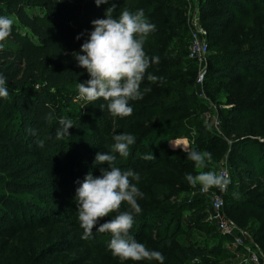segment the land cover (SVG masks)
Here are the masks:
<instances>
[{
  "label": "trees",
  "instance_id": "16d2710c",
  "mask_svg": "<svg viewBox=\"0 0 264 264\" xmlns=\"http://www.w3.org/2000/svg\"><path fill=\"white\" fill-rule=\"evenodd\" d=\"M185 2L109 0L97 6L95 0H0V16L14 21L7 38L10 45L0 48V74L6 78L9 93L6 99L0 98V238L32 227L42 231L48 227H64L69 219L67 204L78 212L75 196L80 183L89 173L100 176L101 168H109L94 161L98 152L108 154L115 135L127 133L135 138V143L129 145L128 157L113 153L115 166L122 171L132 169L144 179L152 176L157 163L165 165L158 162L160 158L148 162L143 157L151 156L153 151L156 155L168 142L163 137L169 133L179 129L187 131L189 119L180 115H189V104L182 96L192 85L198 64L188 58L185 62L188 49L178 54L169 51L172 41L178 37L176 31L185 22L182 16ZM200 2V16L209 32L210 50L215 48L219 55L209 60L205 88L212 85L211 96L223 94L230 101V107L225 111L223 137L202 131L195 140L197 150L211 153L210 162L217 165L230 147L229 159L241 171L242 178L260 182L257 196L242 195L238 202L247 210L264 214V100L261 98L264 93V0ZM113 4L116 6L114 18L124 8L132 13L142 9L146 20L156 26L146 39L144 51L150 59L158 56L159 63H150L140 86L143 99L129 101L133 111L126 117L108 113L102 98L87 103L79 97L77 85L86 83L90 75L73 55L84 54L81 46L94 28L92 22L107 18L106 10ZM214 59L216 64L211 67ZM149 74L159 79L149 82ZM145 89L151 90L145 92ZM102 104L104 110L100 107ZM197 108L193 111L195 117L202 114L200 107ZM49 115L51 120L46 119ZM65 117L74 126L69 129L70 136L57 139L59 121ZM160 121L170 123L166 127L152 126ZM150 137L151 145L147 148ZM38 140L44 141L43 148ZM158 143L163 144L156 148ZM178 162L187 169L195 167L194 162L185 158ZM168 192L166 185L149 179L152 198H163ZM29 193L33 195L25 196ZM40 199H44L47 208L39 206ZM139 205L141 212L133 214L129 234L148 250L162 253L164 264H227L225 251L216 246L218 234L205 225L208 216L204 212L183 226L184 206L167 205L163 210L170 220L174 219V224L170 228L160 227L154 236L149 230L155 224L149 220L160 212L147 208L146 204ZM124 206L120 212L130 210L128 204ZM71 214V220L73 215L78 219L74 212ZM117 214L113 212L107 219L103 218L93 229L92 237L84 240L93 257L101 264H159L156 260L121 261L112 255L108 249L112 234L99 233L98 228ZM73 221L71 225L77 227L79 224ZM82 234L83 229L78 227L75 238L56 236L52 247L44 250L33 264L78 245ZM222 239L231 240V237L222 235ZM254 239L264 248V229L256 232Z\"/></svg>",
  "mask_w": 264,
  "mask_h": 264
},
{
  "label": "clouds",
  "instance_id": "9594fccd",
  "mask_svg": "<svg viewBox=\"0 0 264 264\" xmlns=\"http://www.w3.org/2000/svg\"><path fill=\"white\" fill-rule=\"evenodd\" d=\"M95 3L99 6L109 3V0H95ZM115 10L116 6L113 4L106 10L107 18L92 22L94 30L81 46V52L84 54L76 52L73 55L78 65L85 68L90 75L86 83H78L79 97L87 103L102 98L106 102L108 113L114 117H126L133 111L129 101L143 99L140 86L150 63H159L158 56L150 59L144 51L146 39L156 26L146 20L142 9L132 13L124 8L118 18L113 16ZM13 23L8 16H0V42L10 36ZM158 79L155 75L147 76L149 82L155 83ZM8 95L6 78L0 74V98L6 99ZM100 107L104 110L105 105L102 104ZM46 119L51 120L52 116L49 115ZM59 124L56 138L70 136L69 129L74 126L73 122L65 117L60 119ZM114 141L108 154L98 152L94 161L95 164H107L109 168H101L100 176L89 173L76 191L78 221L83 229L81 239L88 240L92 237L93 229L98 222L116 212L118 214L115 218L100 224L98 228L99 233L112 234L108 244L112 255L121 261L156 260L159 264H164L162 253L148 250L143 243L137 242L129 234L134 223L133 214L141 212L137 197L143 198L144 194L132 183V180L139 182L140 175L132 169L122 171L116 167V155L113 153L128 157L129 145L135 143V138L124 133L115 135ZM37 143L41 148L44 147L43 140H38ZM183 150L187 153V159L194 162L197 169L206 168L212 159L211 153L207 151L201 152L186 146H183ZM143 158L152 159V156ZM185 179L192 187L199 185L202 191H208L213 187L224 189L229 183L227 176L216 171H200L196 175L189 173ZM124 202H127L130 210L120 212Z\"/></svg>",
  "mask_w": 264,
  "mask_h": 264
},
{
  "label": "rangeland",
  "instance_id": "374dc122",
  "mask_svg": "<svg viewBox=\"0 0 264 264\" xmlns=\"http://www.w3.org/2000/svg\"><path fill=\"white\" fill-rule=\"evenodd\" d=\"M200 0H186L183 7L182 16L185 19V22L182 25V29L176 31V36L171 45L169 51L173 54H178L183 50L188 49L189 39H190V26L188 20L186 19V12L191 10V12L200 13ZM181 18V20H183ZM152 24L154 22H151ZM187 29V30H186ZM206 29V28H205ZM94 30V28H93ZM207 30V29H206ZM209 37V32H208ZM10 45L9 41L6 39L0 42V48H5ZM218 52L215 48H211L208 55V64L210 63L211 58H218ZM185 62H188L187 51L184 55ZM217 61V60H216ZM215 59L213 64H216ZM188 65V64H187ZM198 74V72H197ZM197 74L194 77L192 85L185 91L182 99L189 104V115H180L185 117L186 120V130L179 129L169 133L164 139H167L168 142L158 153L155 155V152L151 154L152 159L156 160L160 158L158 162H164L165 165L157 163L156 170L153 171L152 176L145 177L140 179L139 182L134 181L133 184L139 188V190L144 194L143 198L137 197L138 204H146L147 208H155L158 210L159 215L153 219L149 220V223L155 224L154 229L149 232L155 236L157 235L158 230L161 228H170L174 224V219L167 217L166 212L163 210L167 205H179L184 206L182 209V216L184 219V225H187V221L197 216L201 212H204L208 216V220L205 223L207 228H214L215 233L218 234L216 238V246H221L223 251H225L227 264H253L252 258L253 254H260L264 257V248L256 242L254 239V234L258 231L264 229V214L253 212L245 209L242 204L238 202V197L246 196L247 198H253L259 194L257 188L260 186V182L247 181L242 178L241 171L238 170L235 165L232 166V163L229 159L230 147L224 157L216 165L213 162H208V166L203 169H197L193 167L192 169H187L186 167L179 164L178 160L180 158L187 159V153L183 150V146L188 147L189 149L197 150L195 143L196 138L201 136V132H211L215 136H222V127L225 119V111L230 107V101L224 97L222 94L221 97H212L209 93L212 90V85H208L206 90V98H201L198 94V88L196 84ZM264 100V93L261 96ZM200 107L201 115L195 117L194 110L197 107ZM198 109V108H197ZM169 121H160L153 123V127H166L169 125ZM199 123V126L197 125ZM152 137L148 138L147 148L150 146V140ZM162 140V139H161ZM173 143L180 146H175ZM163 143H158V146H161ZM224 146V145H220ZM157 150V149H156ZM198 151V150H197ZM201 151V150H200ZM163 158V159H161ZM162 160V161H161ZM211 165V166H210ZM221 170H226L230 176L229 190L226 193L220 192L219 188L213 187L208 191H202L201 187L197 185L192 187L189 185L185 179L186 174L196 175L200 171H216L220 173ZM149 179L157 180L168 188L169 192L163 198H152L149 194ZM264 190V189H263ZM33 194H26L25 196L30 197ZM223 196L225 207L224 213L231 219L235 226L243 232H246L249 237L252 239L253 247L252 253L246 251L244 247H239L234 239L231 237V240H223L222 233L218 229V224L214 219V210L212 208L209 196ZM20 198V195H15ZM41 198V195H38L37 198ZM148 198L151 201H147ZM40 199V205L44 209L47 208V204ZM201 199V201H197ZM197 202V203H194ZM127 202L122 203L121 206L125 207ZM68 206V207H67ZM66 210L69 213L74 212L78 215V212H75V207L73 208L70 204H67ZM77 211V210H76ZM69 213L66 215L69 219L66 221L64 227H48L43 231L37 228H28L22 231L14 233L12 236H6L0 238V259H2L3 264H33L39 256L42 255V252L50 247L56 242V236H65L66 238H75L76 230L80 225L74 227L71 225L72 221L75 220L74 224H79L77 218L71 220V215ZM161 213H165L160 216ZM107 219V217H105ZM104 218V219H105ZM115 218V215L114 217ZM101 221V220H100ZM100 221L98 223H100ZM217 225V229L216 226ZM158 226V227H157ZM95 226L94 228H96ZM65 231V234H61ZM72 231V233H71ZM41 233V236H39ZM79 238L78 245H72L64 252L54 253L45 258L39 264H51L55 261H58L61 264H66L72 261H82L81 264H101L100 260H97L93 257L90 246L85 243L84 240ZM87 242V241H86ZM103 264V262H102Z\"/></svg>",
  "mask_w": 264,
  "mask_h": 264
},
{
  "label": "built area",
  "instance_id": "2783aa9c",
  "mask_svg": "<svg viewBox=\"0 0 264 264\" xmlns=\"http://www.w3.org/2000/svg\"><path fill=\"white\" fill-rule=\"evenodd\" d=\"M186 19L190 26V39L188 44V59L198 64V74L196 84L198 94L201 98H206L205 81L208 75V55L210 53L208 31L202 24L200 13L191 10L186 12ZM222 174L230 176L228 171L221 170ZM229 188V183L224 189L219 188L220 192L226 193ZM206 192V191H205ZM212 208L214 210V219L218 224V229L223 235L230 236L234 239L239 247H244L246 251L252 253V239L246 232L240 231L231 219L224 213V197L223 196H209ZM253 264H264V257L260 254H253Z\"/></svg>",
  "mask_w": 264,
  "mask_h": 264
}]
</instances>
